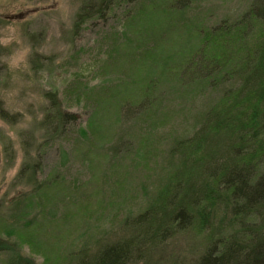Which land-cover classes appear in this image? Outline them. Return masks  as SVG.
I'll return each mask as SVG.
<instances>
[{
	"label": "rangeland",
	"instance_id": "1",
	"mask_svg": "<svg viewBox=\"0 0 264 264\" xmlns=\"http://www.w3.org/2000/svg\"><path fill=\"white\" fill-rule=\"evenodd\" d=\"M259 1L116 0L72 36L82 0H0V238L26 264H80L126 239L127 264H197L264 229V206L235 216L218 185L241 147L232 129L259 111L251 94L223 105L237 83L225 73L262 39L252 17L235 27ZM220 27L231 34L209 35ZM199 55L223 73L204 77ZM50 93L76 116L54 133ZM194 137L188 154L176 149ZM26 161L38 163L34 187L18 179ZM179 206L193 218L182 231L170 220Z\"/></svg>",
	"mask_w": 264,
	"mask_h": 264
},
{
	"label": "trees",
	"instance_id": "2",
	"mask_svg": "<svg viewBox=\"0 0 264 264\" xmlns=\"http://www.w3.org/2000/svg\"><path fill=\"white\" fill-rule=\"evenodd\" d=\"M115 1L82 0L81 6L74 18L72 36H76L81 26L90 19L94 18L104 21ZM250 17L264 27V0L259 1L249 14L241 19L242 22L237 23V26L235 25L237 30L241 23L243 25L248 18L251 19ZM224 34L230 35L231 29L220 27V29L212 30L209 35L218 36ZM245 35L244 32L237 31L235 34L237 42L244 40ZM240 48H243L242 42ZM242 50L240 52L242 57L240 62L234 65V67L232 66L233 68L231 67L229 72L225 73V75L233 76L237 83L233 90L226 91L223 105L231 103L238 98L240 100H247V98L243 97L251 94L253 96L251 97L252 101L257 105L259 111L255 113L253 118L249 119L248 125L245 124L243 127L232 129L234 139H237L241 147L232 148L235 149L233 157L235 162L218 179V185L226 192L228 200L232 205L234 204L233 213L235 216L251 213L255 208L264 206V138L262 137L264 136V97L257 94L262 85H264V29L262 31V39L258 40L251 51ZM196 60L200 64V70L203 72L204 77L223 73L220 71L225 62H222L220 59L211 58L205 60L199 55ZM49 101L53 113L49 114L48 117L46 116L45 124L51 127L52 133L61 130V128L63 131L66 125L76 122V116L62 109L56 95L50 93ZM218 112L219 110L215 111L213 108L209 111L208 116H217ZM6 116L3 111H0V118L2 120H5ZM220 118L215 117L216 120L213 119L214 127L205 128V132L201 130L200 135L218 129L220 127ZM226 123V127L224 126V128L231 126L229 121ZM196 141V137L191 140L181 141L178 143L176 149L180 153L188 154V150L193 147ZM29 163L26 161L22 165L18 179L34 187L38 183L35 178L38 173V163L32 166ZM38 188L36 187L34 190H38ZM147 218L148 214H142L135 219L134 223L136 225L140 224L145 222ZM170 220L176 223L175 230L177 231H182L193 223L192 215L184 206L177 207ZM8 246L13 249V254L7 260L8 264H26V259L20 257L15 242L8 243L0 238V252H7ZM133 246L134 243L131 239L105 245L98 250L92 261L91 259H83L80 264H127ZM12 258L17 259V262H12ZM197 264H264V229H252L249 232L242 231L239 240L223 244L221 242V244L217 243V245L209 247L200 257Z\"/></svg>",
	"mask_w": 264,
	"mask_h": 264
}]
</instances>
